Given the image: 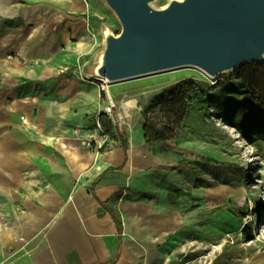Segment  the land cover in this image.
I'll use <instances>...</instances> for the list:
<instances>
[{"label": "crops", "instance_id": "obj_1", "mask_svg": "<svg viewBox=\"0 0 264 264\" xmlns=\"http://www.w3.org/2000/svg\"><path fill=\"white\" fill-rule=\"evenodd\" d=\"M113 16L103 0H0V264H175L180 214L153 212L140 181L185 148L82 145L109 106L85 68Z\"/></svg>", "mask_w": 264, "mask_h": 264}, {"label": "rangeland", "instance_id": "obj_2", "mask_svg": "<svg viewBox=\"0 0 264 264\" xmlns=\"http://www.w3.org/2000/svg\"><path fill=\"white\" fill-rule=\"evenodd\" d=\"M169 1L153 5L161 8ZM110 20V30L119 34L120 24L114 16ZM93 66V61L86 66L87 73ZM94 79L101 100L112 108V116L106 109L102 113L118 124L109 139L146 143L147 123L185 148L174 170L162 164L140 181L153 212L180 214L181 227L167 239L174 263L234 264L264 255V63L214 77L183 66L109 83ZM133 97L142 113L130 129L119 118L118 102ZM220 187L221 199L208 201L206 190ZM240 187L244 195L238 200ZM1 216L6 220L7 214Z\"/></svg>", "mask_w": 264, "mask_h": 264}, {"label": "water", "instance_id": "obj_3", "mask_svg": "<svg viewBox=\"0 0 264 264\" xmlns=\"http://www.w3.org/2000/svg\"><path fill=\"white\" fill-rule=\"evenodd\" d=\"M103 0L121 26L103 27L91 75L115 82L183 66L211 77L264 63V0Z\"/></svg>", "mask_w": 264, "mask_h": 264}, {"label": "bare ground", "instance_id": "obj_4", "mask_svg": "<svg viewBox=\"0 0 264 264\" xmlns=\"http://www.w3.org/2000/svg\"><path fill=\"white\" fill-rule=\"evenodd\" d=\"M199 70H201V69H199ZM209 77H211V76H209ZM102 80L105 81L104 79H102ZM105 82L109 83V81H105ZM118 109H119V118L130 129L135 126L137 120L139 119V117L142 113V105H141L139 99L134 98V97L121 99L118 102ZM224 188H226V187H224ZM222 189H223V187L207 189L206 190V196H207L208 201L210 200V198H212L213 200H220L221 197L219 196V194L222 192ZM243 195H244V189L242 187H240L239 188V194L236 196V198L238 200H241Z\"/></svg>", "mask_w": 264, "mask_h": 264}, {"label": "trees", "instance_id": "obj_5", "mask_svg": "<svg viewBox=\"0 0 264 264\" xmlns=\"http://www.w3.org/2000/svg\"><path fill=\"white\" fill-rule=\"evenodd\" d=\"M196 87V86H195ZM185 112V106L181 111L180 119L184 115ZM98 118L102 124L103 130L109 135V131H113V123L111 120H107L108 116L105 113H99ZM108 123H107V121ZM143 137L146 141V143H153V142H160V141H166L169 139H172V137H164L163 134L159 131H154L152 126L150 124L145 123L143 126Z\"/></svg>", "mask_w": 264, "mask_h": 264}, {"label": "built area", "instance_id": "obj_6", "mask_svg": "<svg viewBox=\"0 0 264 264\" xmlns=\"http://www.w3.org/2000/svg\"><path fill=\"white\" fill-rule=\"evenodd\" d=\"M106 113L108 115H111V113H112L111 106H108L106 108ZM108 140H109V136L103 130L102 124H101V122H100V120H99V118L97 116L96 117V120H95V126H94L93 132L91 133V135H90L89 138H87V139H85V140L82 141V145L85 148H87V149L93 150V149L97 148L99 146V144L102 143V145H103Z\"/></svg>", "mask_w": 264, "mask_h": 264}]
</instances>
